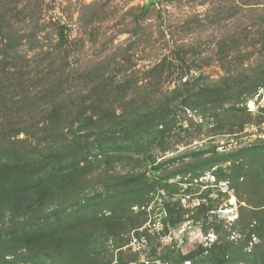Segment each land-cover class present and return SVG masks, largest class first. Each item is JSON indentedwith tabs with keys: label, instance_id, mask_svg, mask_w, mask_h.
Returning <instances> with one entry per match:
<instances>
[{
	"label": "rangeland",
	"instance_id": "374dc122",
	"mask_svg": "<svg viewBox=\"0 0 264 264\" xmlns=\"http://www.w3.org/2000/svg\"><path fill=\"white\" fill-rule=\"evenodd\" d=\"M0 140V264H264V0H0Z\"/></svg>",
	"mask_w": 264,
	"mask_h": 264
},
{
	"label": "trees",
	"instance_id": "16d2710c",
	"mask_svg": "<svg viewBox=\"0 0 264 264\" xmlns=\"http://www.w3.org/2000/svg\"><path fill=\"white\" fill-rule=\"evenodd\" d=\"M44 142L46 143L47 141ZM13 143L14 142H11L3 147L0 140V185L6 186V183H9L10 186L7 185L6 187H9L11 191L14 192L12 194L13 197H19L20 200L21 197L28 198L33 208L34 206H41L42 203L45 202L44 200L49 198L47 193L49 184L59 180L62 176V172H67L65 168L66 163L62 161L50 162L49 156L44 154L32 156L30 150H28V148H31V145L27 143V140L18 141L15 144ZM16 144H19L18 147ZM34 146L39 147L38 144ZM31 150L33 149L31 148ZM63 169H65V171H61ZM156 169L157 167H154L150 171V174L153 175ZM11 171L19 173L18 177L21 176L20 180L15 179L14 185L9 177ZM2 192L3 187L0 188V197H2L0 199H5L7 192ZM42 192L46 193L40 196ZM25 210L26 214H29L30 208H26ZM46 220L47 219L37 220L34 230L42 233L47 225ZM34 230L30 232V229L23 226L18 233L19 236L22 234V237H25L27 235H32ZM12 236V238L16 236L19 237L17 233H12ZM39 240H41V236L37 234L36 241Z\"/></svg>",
	"mask_w": 264,
	"mask_h": 264
}]
</instances>
